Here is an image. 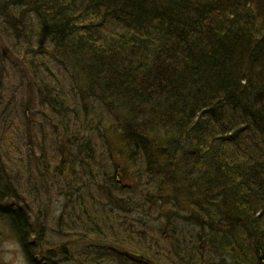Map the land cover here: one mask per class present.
<instances>
[{"label":"trees","instance_id":"1","mask_svg":"<svg viewBox=\"0 0 264 264\" xmlns=\"http://www.w3.org/2000/svg\"><path fill=\"white\" fill-rule=\"evenodd\" d=\"M0 11L15 39L35 21L113 114L122 167L109 192L131 194L132 165L152 178L170 264H264V0H0ZM1 166L0 217L28 250L30 211Z\"/></svg>","mask_w":264,"mask_h":264},{"label":"rangeland","instance_id":"2","mask_svg":"<svg viewBox=\"0 0 264 264\" xmlns=\"http://www.w3.org/2000/svg\"><path fill=\"white\" fill-rule=\"evenodd\" d=\"M10 23L0 11V161L30 211L33 236L24 249L0 217V264H31L29 253L38 252L50 264L174 263L162 234L164 201L145 170L130 166L131 194L109 192L122 167L118 149L107 144L118 140L113 114L37 38L35 21L32 34L18 39Z\"/></svg>","mask_w":264,"mask_h":264}]
</instances>
